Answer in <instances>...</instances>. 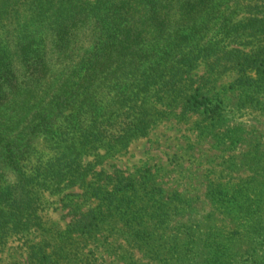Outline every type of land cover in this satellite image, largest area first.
Wrapping results in <instances>:
<instances>
[{
	"label": "rangeland",
	"instance_id": "374dc122",
	"mask_svg": "<svg viewBox=\"0 0 264 264\" xmlns=\"http://www.w3.org/2000/svg\"><path fill=\"white\" fill-rule=\"evenodd\" d=\"M251 1L190 0L159 14V25L175 28L172 37L183 41L172 48L193 45L198 56L186 82L173 68L170 77L147 81L97 80L84 95L88 77L79 70L66 77L58 53L48 51L31 73L14 66L0 81V95L7 94L0 104V193L10 202L22 194L24 208L0 207L1 223L9 221L0 229V264H126L130 255L155 256L177 233L173 223L150 229L152 246L130 249L140 230L155 225L140 213L157 205L144 196L143 182L166 195L181 191L197 206L226 177L262 175L264 90L240 86L243 74L233 68L242 52L264 50V31L250 28L264 25V11L248 9ZM55 79L61 93L42 102L41 87ZM197 87L222 100V116L207 117L186 102ZM75 167L82 174L74 175ZM21 174L46 181L29 193L10 188ZM84 175L86 183L71 182ZM117 176L139 191H117L112 204L105 192L91 195L88 184L110 188ZM59 179V186L49 183Z\"/></svg>",
	"mask_w": 264,
	"mask_h": 264
},
{
	"label": "trees",
	"instance_id": "16d2710c",
	"mask_svg": "<svg viewBox=\"0 0 264 264\" xmlns=\"http://www.w3.org/2000/svg\"><path fill=\"white\" fill-rule=\"evenodd\" d=\"M184 2L186 0H0V81L12 77L16 64L31 73L36 61L51 51L58 53L56 59L63 65L66 77L71 79L78 70L88 77L87 86H80L84 95L94 91L97 80L147 81L168 76L173 68H176L173 75L177 81L186 82L198 59L193 45L186 50L172 48L183 42L178 43L179 40L172 37L178 30L157 22L159 14ZM184 4L191 6L190 0ZM247 6L252 11H264V0L251 1ZM250 28L264 31V25L259 22ZM190 38L184 36L183 40ZM258 50L242 52L237 65H233L243 74L238 79L240 86L255 89L257 93L264 90V50ZM253 72L258 79L250 75ZM63 87L59 79L50 80L41 87L39 100L43 102L49 95L57 97ZM2 94L0 104L7 97L6 93ZM185 96L186 102L191 101L195 110H202L205 116H222V100L214 99L209 91L203 92L197 87ZM260 169L262 175H236L212 184L210 191L204 194L205 203L197 206L181 191L166 195L161 187L150 184V180L143 182L144 196L157 205L143 206L140 213L155 220V225L145 227L144 232L140 230L130 249L152 246L148 238L153 228L167 229L173 223L172 229L177 235L169 246H162L157 255L142 258L130 255L126 264H264V164ZM73 174H82L81 168H76ZM44 181L46 178L21 174L10 188L19 187L29 193ZM87 181L85 175L71 180L75 185ZM115 181L110 188L90 183L88 189L96 197L107 193L110 204L115 201L117 191H139L128 177L117 176ZM49 183L59 186L62 179L49 180ZM20 198L10 202L11 196L0 193V207L12 204L14 208L23 209L22 194ZM152 208L155 209L151 211ZM188 212L201 216H188ZM4 222L5 225L0 221V229H5L9 221Z\"/></svg>",
	"mask_w": 264,
	"mask_h": 264
}]
</instances>
